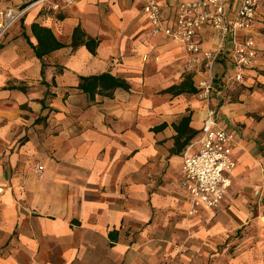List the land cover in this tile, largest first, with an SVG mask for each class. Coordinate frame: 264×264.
Returning a JSON list of instances; mask_svg holds the SVG:
<instances>
[{
    "label": "crops",
    "instance_id": "obj_1",
    "mask_svg": "<svg viewBox=\"0 0 264 264\" xmlns=\"http://www.w3.org/2000/svg\"><path fill=\"white\" fill-rule=\"evenodd\" d=\"M55 1L61 10L32 6L0 44V264H264L253 195L264 187V3L244 82L232 79L229 37L205 101L204 73L151 35L144 0ZM181 1L157 0L165 24ZM238 2L228 0L229 17ZM195 40L202 51L218 44L208 25ZM103 73L128 89L78 88ZM208 110L234 134L235 168L219 206L188 216L182 156L197 149Z\"/></svg>",
    "mask_w": 264,
    "mask_h": 264
},
{
    "label": "built area",
    "instance_id": "obj_2",
    "mask_svg": "<svg viewBox=\"0 0 264 264\" xmlns=\"http://www.w3.org/2000/svg\"><path fill=\"white\" fill-rule=\"evenodd\" d=\"M52 1L50 8L59 11L61 5L55 0H36L19 8H0V44L9 29L16 24L28 10L40 3ZM74 0H63L69 6ZM264 0H239L237 7L228 15V0H189L181 1L175 8L171 25L163 22L157 0H144L142 11L146 16L151 35H163L178 43L188 55L184 64L187 72H203L197 82L198 98L208 101L211 91L212 68L222 48L230 37L232 79L242 84L244 72L251 69L256 57V44L252 25L258 6ZM210 26L218 39L213 51H202L196 43V34ZM241 34L240 38H237ZM234 134L214 123L212 110L206 112L203 133L197 141L194 152L185 151L182 156V169L179 184L190 196L188 216L195 215L200 208L216 209L224 193L231 185V175L235 168L232 157ZM37 165L36 171L41 172ZM258 192L256 191V194ZM263 194H260V198Z\"/></svg>",
    "mask_w": 264,
    "mask_h": 264
},
{
    "label": "trees",
    "instance_id": "obj_3",
    "mask_svg": "<svg viewBox=\"0 0 264 264\" xmlns=\"http://www.w3.org/2000/svg\"><path fill=\"white\" fill-rule=\"evenodd\" d=\"M42 44L47 45L48 42L47 40L44 39L41 40ZM86 47L90 50L93 51V48H91V44L85 43ZM62 46L61 44H55L54 48H58ZM42 53L36 54L38 57L41 56ZM123 88V89H128V85L124 82V80L113 77L110 74L103 73L100 75H95V76H87V77H80V82L78 85V88H80L84 93H86L89 97L96 92L97 89H104V90H112L114 88Z\"/></svg>",
    "mask_w": 264,
    "mask_h": 264
},
{
    "label": "rangeland",
    "instance_id": "obj_4",
    "mask_svg": "<svg viewBox=\"0 0 264 264\" xmlns=\"http://www.w3.org/2000/svg\"><path fill=\"white\" fill-rule=\"evenodd\" d=\"M256 191L258 192L257 194H256ZM263 194V197L262 198H260V194ZM253 195H254V197H257V203H256V206L258 207V208H260V207H262V208H264V187H262V188H258V189H256V190H254V192H253ZM261 223H264V214H262L261 216L259 215V219H258ZM236 235V234H235ZM234 235V236H235ZM235 237H238V234L235 236ZM228 248L229 249H231V248H233V245L231 244V245H229L228 246ZM181 249H184L183 247L181 248ZM183 252H184V250H182ZM194 255L195 256H198V252H194Z\"/></svg>",
    "mask_w": 264,
    "mask_h": 264
}]
</instances>
